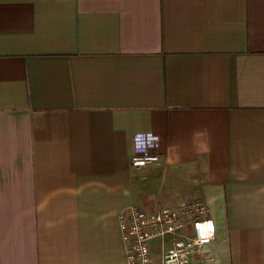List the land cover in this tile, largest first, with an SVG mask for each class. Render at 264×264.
<instances>
[{
	"label": "crops",
	"instance_id": "obj_1",
	"mask_svg": "<svg viewBox=\"0 0 264 264\" xmlns=\"http://www.w3.org/2000/svg\"><path fill=\"white\" fill-rule=\"evenodd\" d=\"M195 199L194 262L264 264V0H0V264H127L123 211Z\"/></svg>",
	"mask_w": 264,
	"mask_h": 264
},
{
	"label": "built area",
	"instance_id": "obj_2",
	"mask_svg": "<svg viewBox=\"0 0 264 264\" xmlns=\"http://www.w3.org/2000/svg\"><path fill=\"white\" fill-rule=\"evenodd\" d=\"M131 166L136 169L161 163L160 138L152 132L133 137ZM127 264H155L151 241H162L161 264H202L194 258L216 237V225L201 199L163 205L154 210L131 206L120 215ZM170 242L169 245H166Z\"/></svg>",
	"mask_w": 264,
	"mask_h": 264
}]
</instances>
